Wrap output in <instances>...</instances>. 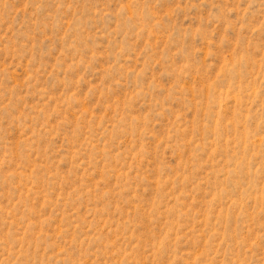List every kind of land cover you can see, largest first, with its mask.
Wrapping results in <instances>:
<instances>
[{
  "label": "rangeland",
  "instance_id": "obj_1",
  "mask_svg": "<svg viewBox=\"0 0 264 264\" xmlns=\"http://www.w3.org/2000/svg\"><path fill=\"white\" fill-rule=\"evenodd\" d=\"M0 264H264V0H0Z\"/></svg>",
  "mask_w": 264,
  "mask_h": 264
}]
</instances>
